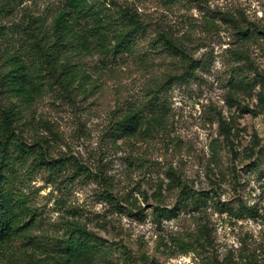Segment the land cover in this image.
I'll return each instance as SVG.
<instances>
[{
    "label": "rangeland",
    "instance_id": "374dc122",
    "mask_svg": "<svg viewBox=\"0 0 264 264\" xmlns=\"http://www.w3.org/2000/svg\"><path fill=\"white\" fill-rule=\"evenodd\" d=\"M86 1L114 24L134 15L145 33L102 48L67 0H0V76L20 63L38 91L28 106L13 100L21 131L64 162L15 167L33 214L0 243V264H54L34 246L48 251L78 225L113 264H264V0ZM130 116L136 131L117 132Z\"/></svg>",
    "mask_w": 264,
    "mask_h": 264
},
{
    "label": "trees",
    "instance_id": "16d2710c",
    "mask_svg": "<svg viewBox=\"0 0 264 264\" xmlns=\"http://www.w3.org/2000/svg\"><path fill=\"white\" fill-rule=\"evenodd\" d=\"M16 3L22 0H5ZM68 7L74 13V23L82 25L86 20H93L96 23L94 27V36L99 38V47H106L108 43L113 48L120 49L127 42H132L140 34H144L146 29L144 25L134 15L127 12L121 14L119 24L107 21V18H98L99 14L92 13L91 7L86 0H67ZM5 5H0L3 8ZM64 20V18H62ZM72 29H68L65 24L56 30V47L60 41L67 36ZM115 42V44H113ZM165 49L175 55L182 54V61L185 59V53L172 40H164ZM198 65L190 67V75L195 73ZM24 66L20 63L11 65V70L0 76V243L6 244L22 235L26 226H19L23 213L32 215V210L26 202L15 192L13 185L18 177V171L15 167L19 162L32 161V164L41 166L46 164L53 169H61L64 165L62 160H49L43 150L36 149V146L27 143L21 131V113L13 100L21 99L27 106L38 95V91L33 87V92L25 88L27 76L24 73ZM72 69L66 70L61 76L62 85L69 86L68 79L72 77ZM189 74L181 76L180 80H186ZM66 84L64 85V82ZM140 120L128 117L116 126V131L123 130L130 133L136 131ZM184 190L182 192L184 193ZM186 192V190H185ZM187 198L195 201L192 193H187ZM254 210V209H253ZM251 210V211H253ZM155 213L162 218L167 212L157 207ZM34 246V245H33ZM36 251L48 254L54 264H113L114 254L111 248L93 232L84 228L82 225L76 226L64 236L53 243L50 250L42 251L36 248Z\"/></svg>",
    "mask_w": 264,
    "mask_h": 264
}]
</instances>
